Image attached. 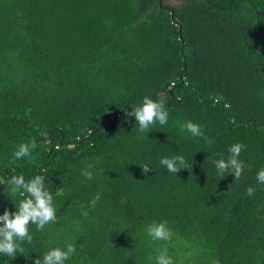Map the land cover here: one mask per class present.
<instances>
[{"label":"trees","instance_id":"trees-1","mask_svg":"<svg viewBox=\"0 0 264 264\" xmlns=\"http://www.w3.org/2000/svg\"><path fill=\"white\" fill-rule=\"evenodd\" d=\"M144 97L168 122L141 133L125 113ZM236 143L237 181L214 163ZM176 155L189 168L174 174L160 160ZM261 169L264 0H0V215L25 198L13 177L41 175L57 216L0 264L67 244L65 264H156L165 247L174 264H264ZM153 221L171 241L151 240Z\"/></svg>","mask_w":264,"mask_h":264},{"label":"clouds","instance_id":"clouds-1","mask_svg":"<svg viewBox=\"0 0 264 264\" xmlns=\"http://www.w3.org/2000/svg\"><path fill=\"white\" fill-rule=\"evenodd\" d=\"M126 117H135L136 125L138 124L139 132H146L151 125L158 121L160 125H166L168 122V112L162 102L154 101L149 97H144L142 105L134 108L131 112H126ZM192 137H201L205 143H211L209 137L204 135L201 127L192 121H187L183 126ZM37 147L36 143H21L14 152L15 160H19L31 155V151ZM245 146L240 143L233 144L229 147V156L227 160L221 158L214 161L218 174L224 176L234 174L235 181L239 180L244 169V164L240 161L239 156ZM161 166L167 168L171 173L177 174L182 169H188L189 165L183 155H176L171 158L163 157L160 160ZM144 174H148L152 169L147 164L139 165ZM94 167L88 164L87 168L82 170V175L87 179H93V173L89 170ZM257 181L264 184V169L257 173ZM12 183L17 190H22L26 195L15 205L16 211L5 210L0 215V255L15 256L17 252L23 253V242L29 244L33 241V236L29 233V224L36 225L37 230H43L49 223H55L57 220L56 209L53 206V196L45 188L44 178L37 175L34 178L25 180L23 176L13 177ZM255 189L249 187L247 195L252 196ZM100 193H97L90 201V208L94 210L100 200ZM126 198H122V202ZM87 216L88 212H82ZM147 235L153 242L172 240L173 232L167 226V222L153 221L147 226ZM76 252L72 244H67L66 250L59 247L47 251L41 260L37 258L34 264H65V262ZM156 264H174L173 259L168 255L167 248H163L156 256Z\"/></svg>","mask_w":264,"mask_h":264}]
</instances>
